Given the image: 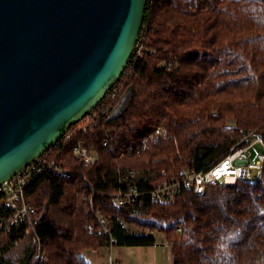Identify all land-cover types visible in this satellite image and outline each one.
Wrapping results in <instances>:
<instances>
[{"label": "trees", "instance_id": "1", "mask_svg": "<svg viewBox=\"0 0 264 264\" xmlns=\"http://www.w3.org/2000/svg\"><path fill=\"white\" fill-rule=\"evenodd\" d=\"M136 42L139 53L101 102L39 157L57 169L24 189L38 241L21 264H89L85 249L154 243L122 224L162 233L173 264H264V162L235 186L159 202L144 194L122 206L113 198L123 188L118 168L142 172L137 188L147 193L184 167H210L250 132L264 142V0H145ZM158 126L165 142L153 135ZM78 141L92 165L73 155ZM93 210L107 218L111 245ZM29 236L0 231V258Z\"/></svg>", "mask_w": 264, "mask_h": 264}, {"label": "water", "instance_id": "2", "mask_svg": "<svg viewBox=\"0 0 264 264\" xmlns=\"http://www.w3.org/2000/svg\"><path fill=\"white\" fill-rule=\"evenodd\" d=\"M145 0H0V185L95 108L122 74Z\"/></svg>", "mask_w": 264, "mask_h": 264}, {"label": "built area", "instance_id": "3", "mask_svg": "<svg viewBox=\"0 0 264 264\" xmlns=\"http://www.w3.org/2000/svg\"><path fill=\"white\" fill-rule=\"evenodd\" d=\"M134 47L139 53L140 47L137 42H135ZM114 95L115 93L112 92L111 96ZM153 135L163 137L165 130L156 127ZM254 136L252 134L245 136L238 143L249 140L248 143L242 146H232L225 155L210 167L199 171L191 169L183 171L179 176L171 177L153 186L147 193L137 188L138 176L134 170L118 168L116 170L117 183L123 188L118 189L113 194L114 201L117 205L122 206L133 202L134 199H141L144 194L148 195L150 202L167 201L182 190H192L196 194H201L206 187L211 185L235 186L238 181L252 180V171L257 170L259 172L264 162V142ZM256 144H259L261 151H257L254 159H251L254 155L252 148ZM72 153L85 166H90L97 160L94 153L79 141L72 145ZM38 159L0 185V231L9 233L13 229L22 227L23 234L33 235L36 242L38 239L33 233L35 224V219L32 216L33 208L29 200L24 197V189L36 175L57 169L55 159L49 162ZM93 212L96 222L108 234L111 245L114 240L107 228V218L99 210H93ZM122 226L126 228V224H122ZM11 243L13 245L18 244L17 240ZM108 264L117 263L110 261Z\"/></svg>", "mask_w": 264, "mask_h": 264}, {"label": "crops", "instance_id": "4", "mask_svg": "<svg viewBox=\"0 0 264 264\" xmlns=\"http://www.w3.org/2000/svg\"><path fill=\"white\" fill-rule=\"evenodd\" d=\"M151 234L154 237V243L150 245H121L85 249L82 255L89 264H108L110 261L117 264H173L170 245L165 241L162 233L157 239L155 232Z\"/></svg>", "mask_w": 264, "mask_h": 264}, {"label": "rangeland", "instance_id": "5", "mask_svg": "<svg viewBox=\"0 0 264 264\" xmlns=\"http://www.w3.org/2000/svg\"><path fill=\"white\" fill-rule=\"evenodd\" d=\"M127 97H128V93H125L124 95H122V97L119 99V102H118V105H117L118 108L122 107L125 104V102L127 100ZM233 124H234V122L232 120H230V119L227 120V125L228 126H232ZM158 127H161V128H163L165 130V128L163 126H158ZM165 132H166V130H165ZM257 133L255 134V132H250L249 134H252V135L255 134L254 137L259 138V133L258 134ZM160 138H161V140L163 142H165L167 137L166 136H163V137H160ZM259 150H260L259 144L255 145L252 148V152L254 153V155H253V157L251 159H254L255 153L257 151H259ZM132 170H134L137 173V176L138 177L141 176L142 172H140V171H138L136 169H132ZM187 170H189V169L184 167V168H182L180 170V173L183 172V171H187ZM258 175H259V172L257 170H253L251 177L252 178H256ZM163 181H165V180H163ZM163 181H161V182H163ZM158 183H160V182H158ZM126 228L131 233H141V232L152 233V231H150V230L149 231H146L144 229H139L138 227H135L133 225H128V224L126 225ZM159 236H161V233L159 231H156L155 232V238L157 239ZM33 243H36L35 242V239L30 235L29 237L26 238V240H23L22 242L18 243L8 253L4 254L0 258V264H21V262L24 259V254H25L26 250L29 247H31L33 245Z\"/></svg>", "mask_w": 264, "mask_h": 264}]
</instances>
